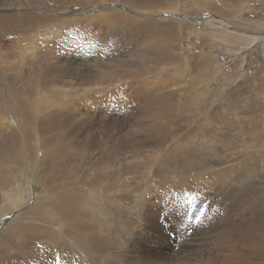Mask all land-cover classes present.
Masks as SVG:
<instances>
[{
  "label": "bare ground",
  "instance_id": "obj_1",
  "mask_svg": "<svg viewBox=\"0 0 264 264\" xmlns=\"http://www.w3.org/2000/svg\"><path fill=\"white\" fill-rule=\"evenodd\" d=\"M53 1L59 2L61 5V2L66 3L68 0ZM70 1L72 2V0ZM88 1L91 2V0H73L74 3L82 5L84 8L75 11L79 17L72 19L73 21L67 20L68 23H66V19H62V22L64 28H70L72 23H78L76 25L78 32L84 31L80 29H87L86 37L90 34L94 38V35L99 36L104 31V27L96 26L95 21L92 24L88 21H81L87 18L86 14L90 15L95 9L101 10L102 6L97 4L96 7L86 8ZM124 1L127 6L138 10L144 8L152 11L161 8L162 12L170 9L179 12L177 8L175 9V3H172L174 0H170L171 5L168 6L164 5L165 0H158L161 2ZM189 1L192 3L191 0ZM242 1L203 2V0H194V5L203 6L210 3L212 6L210 11L213 16L217 17L218 11L228 19H232L230 16L237 11H239L238 14L244 15L246 9L241 8L236 11L234 6L240 5ZM97 2L99 1L97 0ZM35 3L26 4V0H0V42L3 43L0 51H4V54L0 55V194L3 195L1 197L3 202H8L10 199L17 200L11 195L10 198L8 194L12 188H15L19 199H22L19 208L14 211L15 213L9 212L8 209H5L6 207L0 209V264L44 263L45 261L42 260H45L47 253H43L41 257L33 258L34 255L37 256L33 250L38 251L39 249L34 246L33 248H24L26 243H29L28 237L32 236L40 238L41 244L39 245L46 246L47 250L57 248L54 264H64L62 251L66 248L65 244H69V241L64 239V235H70L73 238V241L71 240L73 248H77L79 251L77 253L83 254L87 261L86 264H264V101H258L259 99L255 98L247 101L248 111H245L243 116L240 114L241 111L238 112L241 107L239 108L235 104V110L238 109L234 113H238H236V120L229 124L230 127L222 126L216 130L208 129L207 131L198 130L202 124L198 121L199 114L194 115L197 119H191L188 114L177 116L173 105H171L170 96L175 92L173 89L169 90L168 87L177 84L176 88L178 89L182 82L181 76L191 81L189 88H196L200 92L206 90L209 84L217 80L218 77L217 68L213 73L207 72V69L211 68L213 64L217 65L216 58L210 55L209 51H202L196 56L189 55L193 51L190 47L191 44L188 43L187 46L181 44L183 34L194 26V18L185 16V20L177 23L174 18H169L168 22L156 23V19L153 17L143 21L138 19L135 16L137 14L134 12L135 10H129L134 15L130 16L131 14L126 15L125 11L120 12L110 7L104 8L100 15H94V17H98L99 21L112 24V29H115V23H118L116 26L121 29H133V37L129 33L126 35L131 37L129 45L135 50L132 51L131 59L127 55L126 57L118 55L113 58V63H104L103 65L99 63L100 66L96 67V72L86 70L87 72L79 76H92L94 84L103 86V89L104 84H107L106 86L110 88L122 85L124 90L130 88L124 84L130 83L131 78L138 79L139 76H142L146 78L145 89L150 91L142 98L145 104L149 105L148 109L146 108L147 114L143 117L144 121L138 128L132 129L126 134L121 132L119 136L117 128L105 132V127L119 122V117L109 118L114 122L108 123V125H105L106 123L103 121L106 119H102L101 126L100 122H95L97 128H94L95 124H89L92 120L86 115L90 111L83 112L76 103V98L71 96L74 92L85 90L81 87L74 88L72 81H66L67 71L70 67L62 65L57 58L50 56L48 59L52 62L45 63L44 57H40L44 51L36 50L32 57L26 55V66L15 65V62H12L14 66L10 69L11 73L6 70L7 68L4 69L6 64L7 67L11 63L10 56L12 54H9V49H5L9 46L8 39L13 31H19L25 43L31 37L28 34L30 31L36 36L40 35L42 39L46 37L43 41L44 44L51 47L49 50L52 55V49L72 43L68 32H64L65 35L58 32L60 31L58 24L62 23L61 19L54 22L45 14L34 13ZM154 14L157 16L156 13ZM172 23L175 24L172 26ZM47 24L50 25L44 26ZM177 24H182L179 26L181 30L177 28ZM42 28L44 29L42 30ZM61 28L63 29V27ZM39 29H41L40 32H38ZM218 29L224 34L227 32L230 33L228 35H235L231 31ZM18 37L20 38L19 35ZM32 39L35 40V36ZM106 40L109 45L110 39ZM112 40L113 38L111 42ZM84 79L86 82L89 80L87 77ZM261 79L263 83L257 87V93L264 97V80ZM77 80L82 81V78L77 77ZM233 82L226 81L220 85L223 90L220 94L222 107L225 102H229L231 96L228 93L227 84L231 86ZM155 84L159 88H154ZM150 88L152 89L150 90ZM92 89L89 88L87 92ZM187 89L188 87H186ZM182 90L179 89L180 92ZM116 91L118 90L111 92L113 96ZM136 91L141 94L143 89L138 87ZM91 95L93 97L95 94ZM103 95L105 96V94ZM238 96L240 95L238 94ZM97 100L99 101L98 98ZM232 102L234 101L232 100ZM182 103L185 105L183 101ZM236 103L238 104V102ZM183 109L184 106L181 113L184 111ZM230 112L229 114H231ZM220 116L210 114V121L206 118L203 121L208 122L210 126L214 125L212 124L214 122L221 124L220 121H216L220 119ZM191 120L192 122L197 120L196 125L192 128H190ZM168 123H174L176 127L171 129ZM145 124L147 125L145 126ZM186 124H188L187 128L184 127ZM233 124L236 127L231 129ZM92 128L97 134L92 133ZM224 130H229L231 141H225L227 134ZM233 134L236 135V138ZM229 145L232 146L231 150ZM214 147L219 152L213 151ZM145 149L149 150L145 151ZM127 154H130L129 157ZM168 156L184 159V164L181 161L184 168H188L190 163L198 165L199 170L197 169V171L200 174L202 172L203 176L206 173L224 176L225 180L222 179L221 184L226 181L229 187L223 194L222 200L218 201L221 202L220 204L216 203L215 206L211 204L213 209L218 211L217 216L221 228L216 226L217 221H210V219L190 233L192 223L188 222L189 218L192 217L193 221L196 220L193 214L186 215L187 229L184 230L181 227L186 222L181 220L179 215H174V219L169 217L168 213H170L176 198L175 194H171L172 191L191 195L193 200L196 198L205 199L206 195L211 192L209 187L213 186L215 182L213 181L211 186L208 184L209 187L201 185L195 189H192L188 181L182 179V183L177 182L174 185L172 181H175V178L171 175L174 167L169 163ZM160 174H165L166 177L160 176ZM127 179L129 180L127 181ZM93 187L102 189L104 198L101 199L102 202L94 197L95 189L93 190ZM202 191H205V194H202ZM133 192L135 195L132 194ZM147 193L150 197H147ZM41 194L47 199H41ZM215 197L213 198L215 199ZM126 201H130V205L125 206L124 202ZM215 202L217 201L215 200ZM177 204L179 208L182 206V210L187 208L185 201L180 202L177 199ZM167 205H169V210ZM179 208L176 209V213L183 217L184 211ZM46 214L52 223L56 221L60 225L59 231L41 227L43 224L36 221L39 215ZM30 216L35 219L27 220L26 218ZM168 217L174 223L171 231L177 233V236H180L181 233L183 235L182 240L177 239L178 249L174 246L170 250V254L157 255V250L165 246L169 247L170 244H166V239L160 238L155 242H151L150 238L145 239L144 229L143 231L139 229L141 237L144 238L139 239V233H137L134 240V231H137L139 226L136 223L138 220L139 222L146 220L155 222V229H158L157 227L160 226H158V219L166 224ZM132 222H134L133 226ZM205 237H208L209 240L205 244H200L201 239L203 240ZM122 240L124 241L122 242ZM139 240L142 241V248L148 257H144L140 253ZM164 242L166 245L163 246ZM110 247L114 249V253L109 250ZM146 248L153 249L148 251L145 250ZM237 248L241 249L242 253L241 251L238 253ZM197 249L200 250V253L195 255ZM159 251L161 252V250ZM43 256L44 259H42ZM77 256L81 257L79 254Z\"/></svg>",
  "mask_w": 264,
  "mask_h": 264
},
{
  "label": "rangeland",
  "instance_id": "obj_2",
  "mask_svg": "<svg viewBox=\"0 0 264 264\" xmlns=\"http://www.w3.org/2000/svg\"><path fill=\"white\" fill-rule=\"evenodd\" d=\"M98 1L99 2H97V0H94V1L91 0V2L88 1V3L86 4V6H87L86 8H89V6L96 7V5L98 4L99 6L100 5L102 6L101 10H97L94 8L95 11L92 12L90 15L86 14L85 16L87 18H84L81 21V22L88 21L91 24H92V22L95 21L94 24L96 26L104 27V31H102L101 34H99V36L94 35V38H93L90 36V34L88 35V37H86L87 29H80V30H84L85 32L84 31L78 32L77 27H76V25L78 23L77 24L72 23V26L70 28H68V27L64 28V24L62 22L63 21L62 19H64V20L66 19L65 22L68 23V21H73L72 19L79 17V15H77L75 11L79 10V9H83L84 7H82V5H78V4L74 3L73 0H72V2L70 0L66 1V3L61 2V5L59 2H55L53 0H39V1L38 0H36V1L35 0L34 1L33 0H29V1L26 0V4H29V3L31 4V3L36 2L35 3L36 9H34V13L39 12V14L40 13L45 14L47 17H49V19L52 18L54 20V22H58L59 19H61L60 22H62V23L58 24V27L60 29V31H58V32H60L61 35L62 34L65 35V33L68 32L70 34L69 36L71 37L72 43L68 44V45H64L63 47H60L58 49L57 48L52 49L53 50V55H52V53L50 52L51 50H49L51 47L48 44H44L43 40H45L46 37H44V39H42V38H40V35L36 36V34H34L33 32L30 31V32H28V34L31 37L28 38L26 40V43H25L24 38L21 36V33L19 31H13L12 33H10V36L8 39L9 46L7 49H5V50L9 49V54H12L11 56L8 55V56H10L11 63L7 67H6V65H7L6 64L4 66V69L7 68L6 70H8L11 73L10 69L12 68V66H14V63L12 64V62H15V65L18 64L21 66H26V64H27L25 62L26 55L32 57L33 53L36 50H43L44 51L43 53L40 54V57H44L45 63L49 64V62H52V60L48 59L50 56L57 58L58 60L61 61L60 63L62 65H68L70 67V69L67 71L68 75L66 77V81H72L74 84V88L81 87V88H84V90H85V91H80V92H74L71 94V96H72V98L77 99V100L75 99V101L78 104V106H80V108L83 112H85L86 110L90 111L88 115H86V113H85L87 118L92 120L89 124H91V123L95 124V126H94V128H95L96 123L100 122V126H101L102 119H106L103 121L106 123L105 125H108V123L114 122L113 120L110 121L109 118L112 117V118L116 119L119 117L118 118L119 122H117L116 124H111V126L108 125L105 127V132L111 131L112 129L114 130L117 128L116 131L119 132L118 135L120 136L121 132H123V134H126L128 131L138 128L141 125V123L144 121L143 117L146 116L147 109H148L147 106H149V105L145 104V101H143L142 98H144V96H146V93L150 92V91H147L148 89L147 90L145 89L144 86L146 85V80H145L146 78H143L142 76H139L138 79H132L131 78L129 80L130 83L124 84L126 86H130V88L127 90L122 89V85L119 87L110 88V87L106 86L107 84L106 85L104 84V89H103V86L101 87L99 85L94 84V81L92 80V76H79L80 74L85 73L87 71L88 72L90 71L93 73L96 72L97 71L96 67L98 68L100 66L99 63L102 65L104 63H108V64L109 63L111 64V62L113 63V58L118 56V55L119 56L120 55L125 56V57L127 55V56H129V59H131L132 51L135 50V48H133L129 45L131 42L130 41L131 37L126 35V33H129L133 37L134 36L133 29H131V30L121 29L120 27L116 26V25H118V23H115V25H114L115 29H112V24L103 23L101 20L99 21V19H97L98 17L95 16L96 17L95 18L94 15H96V14L100 15V13L102 12V10H104V8L108 9V7H110L111 9H114V10H117L120 12L125 11V14L126 15L131 14L130 16H134V15L132 13H130L129 10H131V11L135 10L134 12L137 13V14H135V16L138 19H141L143 21V20L149 19L150 17H153L156 19V23L168 22V21H170L169 18L170 19L174 18V20L176 21L175 23H177L178 21H183V20H185L186 17L191 16L195 20L194 26L190 29H187L186 32L183 34V39L181 41V44L182 45H186L188 43L191 44L190 47L193 51H191L189 53V55L194 54V56H196L197 54H199L202 51H209L208 53L210 55H213L214 58H216L217 65L214 66V64H213L211 66V68L207 69V72L213 73L214 69L217 68L218 77H217V80L211 82L209 84V86L207 87V89L204 90L203 92H200V90H198L196 88H189L191 81H188V78H185L183 76H181L182 78L180 77L182 82H180L181 84H179L180 86H178V89L176 88L177 84L176 85H170V87H168L169 90L173 89V91L175 92V94L170 96V97H171V105H173V109L175 110L176 115L178 116L180 114H188L189 116H191V119H193V118L195 119L196 117L194 115L199 114L200 118L198 119V121H200L203 125L200 124L198 130H201V131H207L208 129L216 130L218 128H222V126L223 127H227V126L230 127L229 124H232L233 121L236 120V113L241 111L240 114L244 115L245 111H248L246 103H247V101L249 102L250 99L255 98L257 100L259 99L258 101H264V97L262 95H258V93H257V87H259L260 83H263L261 78H263V80H264V0H243L240 3V5H234L236 11L238 9H241V8L246 9V11H245L244 15L238 14L239 11H237V13L235 12L236 15L234 13L232 16H230V17H232V19L231 18L228 19L224 14H221L218 11H217V17L213 16L211 14L212 11H210L212 9V6L210 5V3H207L206 5L204 4L203 6H196V5H194V0H191L192 3L189 0H178V1L174 0V2H172V3H175V5H174L175 9L177 8V10H179V12H175V11H172L170 9V10L165 11L166 13L162 12L161 8H160V10L155 9L152 11H151V9L140 8L139 9L140 11H139L138 9H135L134 7H129V5L127 6V4L125 3L124 0H104V1L98 0ZM151 1L161 2L158 0H151ZM169 1L170 0H165L164 5H166V4H167L166 6L171 5ZM184 1H187V2H184ZM204 1L214 2L215 0H203V2ZM114 6H116V7H114ZM177 6H180L181 8L177 7ZM221 6H223V5H221ZM225 7L227 9V6H225ZM72 10H73V12H72ZM127 10H128V12H127ZM145 10H147L148 12ZM185 10H187L188 12L187 11L185 12ZM154 13H156L157 16ZM161 13H163V14H161ZM183 14H186V15H183ZM237 15H240V17H237ZM69 17H72V18L70 19ZM175 23H172V26ZM199 24H201V27H199ZM49 25L50 24H47L44 26H49ZM176 26L179 30H181L179 28V26H182V24H177ZM61 27H63V29ZM188 28H189V26H188ZM218 28H222L224 30L231 31L235 35H228L230 33H227V32H225V34H224V32L220 31ZM43 29L44 28H42V30ZM40 31H41V29L38 30V32H40ZM15 33H17V34L15 35ZM18 35L20 36V38L18 37ZM33 36H35V40L32 39ZM15 37H17L18 39H16ZM12 38H14V39H12ZM107 38L110 39L109 45H107V40H106ZM112 38H113V40L111 42ZM16 40H18V41H16ZM50 40H52V39H50ZM2 44L3 43L0 42V49L2 47ZM35 45H37V46H35ZM141 47H144V46H141ZM20 48H22V49H20ZM210 48H211V50H210ZM33 49H35V50H33ZM2 54H4V51H0V55H2ZM22 55H23V58H22ZM111 56H112V58H111ZM100 57H101V59H100ZM100 60H101V62H100ZM176 66L181 67L180 65H176ZM76 68L78 70H80L81 72L80 71L78 72V70ZM92 70H94V71H92ZM188 72H190V71H188ZM254 76H256L258 79ZM77 77H81L82 81H84V80L85 81L82 82V81H80L81 79L77 80ZM86 77L89 79L87 82H86V79H84ZM89 77H91V78H89ZM225 80L229 81V82H231V81H234V82L232 83L231 86H228V84H227L228 93L232 97L230 96L229 102L228 101L225 102L224 106L222 107L221 106L222 100L220 98V94L223 92V90H222V87H220V85H221V83L226 82ZM122 83L123 82L121 81V84ZM201 85H199V86H201ZM138 87L143 89L141 94H138V92L136 91V89ZM153 87L159 88L158 85H156V84ZM186 87H188L187 90H186ZM249 87H251V88H249ZM89 88H90V90L92 88L93 89H92V91L87 92V90H89ZM98 88H101L103 91L98 89ZM109 88H110V90H108ZM152 88H150V90ZM112 89L118 90L114 93V96L111 93L113 91ZM179 89H183L182 92H180ZM189 89H191V91H189ZM105 90H106L107 94L105 93ZM250 90H251V92H250ZM132 91H134V92H132ZM236 92H238V93H236ZM87 93H89L88 94L89 96L87 95ZM250 93H251V95H249ZM91 94H93V95L95 94L94 95L95 99H94V96L92 97ZM103 94H105V96ZM238 94L240 96H238ZM98 95H100V96H98ZM111 95H112V97H111ZM106 96H107V98H106ZM87 97L88 98L90 97L91 103L89 102L90 99H88ZM123 97H124V99H123ZM97 98L99 99V101L97 100ZM138 98H139V100H138ZM244 99H245V101H244ZM121 100H122V102H121ZM232 100L234 102H232ZM182 101L185 103V105L182 103ZM79 102H82V103H79ZM236 102H238V104ZM79 104H81V105H79ZM235 104L238 105L239 108L240 107L241 108L238 110V112L234 113V111H236L238 109L237 108L235 110V106H236ZM84 105H86V106H84ZM89 105L91 107H87ZM231 105H233V106H231ZM183 106H184V109H183L184 111L181 113ZM230 108H232L233 110ZM229 112L231 114H229ZM128 113H130V114H128ZM210 114L211 115L213 114V116L221 115L220 119L216 120L218 122L220 121L221 124L214 122V123H212L214 125L210 126V125H208V122L203 121L204 118H206V119H208V121H210ZM263 114H264V110H263ZM120 123H121V125H119ZM158 123H160V121H158ZM196 123H197V120L193 121V122L191 120V127L190 128L194 127L196 125ZM146 125L147 124H145V126ZM263 125H264V122H263ZM100 126H99V128H100ZM168 126L171 127V129H174L176 127V124H174V123L169 124L168 123ZM187 126H188V124H186L184 127L187 128ZM232 127H231V129H234L236 126H234V124H233ZM106 128L109 130H107ZM203 128H207V129L204 130ZM224 131L227 134L225 136V141L226 140L231 141L232 139H231V136L229 135V133H230L229 130H224ZM92 133L97 134L96 132L93 131V128H92ZM233 136L236 138L235 134H233ZM229 148L231 150L232 146L229 145ZM148 150L149 149H145V151H148ZM213 151L219 152V150L215 149V147H214ZM167 154H168V152L166 153V156H167ZM129 155L130 154H127L128 157H129ZM167 158L170 160L169 163L172 164V166L174 167V169L172 168V172H171V173H173L171 175H173V178H175V181H172L174 183V185L177 182L182 183V180H186L190 183V185L192 186V189H195L196 187L201 186V185L207 186L209 184L211 186L215 182L213 184V186H211V187H209V185H208L211 192L208 193L209 196H208V194L206 195L205 199L195 197L196 199L193 200L191 195H188L186 193H184V194L179 193V191L177 193L172 191L171 194L172 195L175 194L176 198L173 201L174 205L171 207V210H170L171 214L168 213L169 217L174 219V215L175 216L179 215L178 217L181 218V220L186 222L181 227V229L184 230V229H187L186 217L188 216V214H193L195 216L196 220L193 221L192 217L189 218L188 222L192 223L190 231H189L190 233H193L194 229L197 228V226L203 224V222H205L206 220H210V219H211L210 221H217L216 226L221 228V224L218 221L219 217L217 216L218 211H216V209H213L214 207L211 206V204L214 206L216 203L220 204L221 202H218V201L222 200L223 194L227 191L226 189H228V187H229L227 185L226 181L223 182L224 184L223 183L221 184V182H222L221 180L222 179L225 180L224 176H221V175L216 176V175L207 174V173L203 176L202 172L200 174L199 171H197V169L199 170L198 165H196V164L192 165V163H190L188 168H184L183 164L185 163V160L184 159L182 160L181 157L174 158V156H171V157L168 156ZM179 158H180V160H179ZM181 161L183 162V164ZM227 165H229V164H227ZM191 169H192V171H191ZM198 173H199V175H197ZM160 176H165V174H163V175L160 174ZM208 176H209V178H208ZM213 176H215L217 179ZM211 177H212V181H211ZM202 179H203V181H202ZM128 180L129 179H127V181ZM205 180L210 181V182H206ZM201 182H203V183H201ZM218 182H219V185H218ZM216 183H217V185H216ZM214 185H215V187H214ZM96 188L97 187L92 188L93 190L95 189V191L93 192V195L96 199H98L99 202H102V200L104 199L102 196V189H100V188L96 189ZM10 191L8 192L9 197L11 198V196H14L17 198V200L10 199L11 201L9 200L8 202H3V198L1 199V197H3V195L0 194V209L2 210L3 207H6L5 209H8L9 212H14V211H16V209L19 208L20 202L22 201V199H19L20 198L19 195L16 194L17 189L12 188V190H10ZM201 193L205 194V191H202ZM23 194H24V192H23ZM132 194L135 195V192H133ZM41 195H42L41 199L44 198V200H45L46 196H44L43 194H41ZM148 196L150 197V195L147 193V197ZM213 197H215V199ZM177 199H179L180 202L185 201L187 208L184 210L181 209L182 206H181V208H179V206L177 204ZM184 199H186V200H184ZM215 200L217 202H215ZM186 201H188V202H186ZM128 202L127 201L124 202L125 206L130 205V201H128ZM200 202H202V203H200ZM207 203H209V204H207ZM226 205H224V206H226ZM125 206H123V207H125ZM188 206H190L192 208H190ZM177 208H179L181 211H184L183 217L180 216L181 214L176 213ZM167 209L169 210V205H167ZM220 209H222V208H220ZM211 210H212V212H211ZM219 215H221V214H219ZM171 218L167 219L166 224L164 223V221H161L160 219H158L159 220L158 226L160 225L159 227H157L158 229H155V225H154L155 222L152 223V221H150V220L139 222V220H138V222H136V223H137V226L138 225L139 226H138V230L134 231V237H135L134 240L136 239L135 235L137 233H139V229H141L142 231L144 229L145 239L150 238L151 242H155V241L160 240V238H161L162 240L166 239L165 242L167 245L170 244L171 247L165 246L163 248H160L159 250H161V252L159 250H157L156 251L157 253L155 252L157 255H166V254L168 255V254H170V250H172V248L174 246H175V248L178 246L177 239L182 240V237H183L182 233L180 236H177V233H174L171 231L172 227L174 226V223H173ZM26 219L30 220V219H35V218H32L30 216V217H27ZM134 219H136V218H134ZM36 221H38V223H40V224H43L41 227H45V228L48 227V229L51 228L50 229L51 231H53V229L56 232L59 231L60 225L56 221L54 223H52V220L49 218V216L47 214L46 215H39V217L36 218ZM136 223H135V225H136ZM131 225L133 226L134 222H132ZM160 235H161V237H160ZM143 238L144 237H141V235L139 233V239H143ZM28 239H29V243H26V247H24V248H27V247L33 248V246H34V248L36 247L37 249H39L38 251L33 250V252L36 253V255H37V256L34 255L33 258L41 257L43 255V253H47L45 260H42L43 262L44 261L45 262L42 264H54L53 260H55V258H56L57 248H53L52 250H47L46 246L39 245V244H41V242H40L41 239L38 238L37 236L28 237ZM64 239L66 241H69V244H67V243L65 244L67 249L65 248V250L62 251V254L64 256V264H77V263L78 264H86L87 261L85 260L83 254L81 252H80L81 254L77 253V252H79L77 250V248H73V242H71V240L73 241V238L70 235H64ZM208 240H209V238L205 237L203 240L201 239L202 242H200V244H205ZM123 241L124 240H122V242ZM165 242H164L163 246L166 245ZM152 245H154V244H152ZM139 248H140V253L143 254L144 257H148L147 253H145L143 248H142V241H140V240H139ZM152 249L153 248H148V249L146 248L145 250L151 251ZM177 249H178V247H177ZM263 249H264V247H263ZM109 250L112 253H114V249L112 247H110ZM236 251L238 253H240V251H241V253H242V250L239 248H237ZM75 253L79 254L83 258H81V257L79 258L77 256V254H75ZM159 253H161V254H159ZM197 253L198 254L200 253L199 249H197L195 255H198ZM42 259H44V256ZM30 264H33V263L31 262Z\"/></svg>",
  "mask_w": 264,
  "mask_h": 264
}]
</instances>
